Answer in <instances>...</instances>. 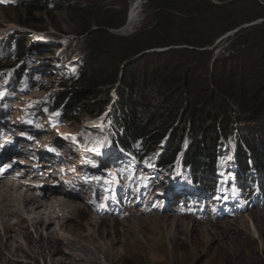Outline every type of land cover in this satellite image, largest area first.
I'll list each match as a JSON object with an SVG mask.
<instances>
[{"label": "trees", "instance_id": "trees-1", "mask_svg": "<svg viewBox=\"0 0 264 264\" xmlns=\"http://www.w3.org/2000/svg\"><path fill=\"white\" fill-rule=\"evenodd\" d=\"M131 1L18 0L27 42L46 31L28 26L34 14L66 12L80 24L76 73L43 107L58 125L108 114L119 157L122 148L140 170L153 155L165 178L182 157L183 172L204 195L217 193L222 153L233 144L237 185L251 199L255 188L264 196V0H145L141 29L114 35L127 25ZM234 31L225 56L215 58L217 41ZM10 41L0 43L3 56ZM22 58L21 49L0 67L15 68ZM23 76L16 70L11 85Z\"/></svg>", "mask_w": 264, "mask_h": 264}, {"label": "rangeland", "instance_id": "rangeland-1", "mask_svg": "<svg viewBox=\"0 0 264 264\" xmlns=\"http://www.w3.org/2000/svg\"><path fill=\"white\" fill-rule=\"evenodd\" d=\"M135 2L136 0L131 1L128 10L129 19ZM16 3H19L18 0H0V43L15 41L6 48L9 54H6L8 62L6 61L5 64H12L21 49L23 52V58L15 68L0 67V132L17 133L30 126L36 141L27 146V151L34 156L33 159L46 155V148H43L47 145L53 144L58 150H66L72 142H74L73 149L83 155L85 148L105 142L106 136L102 129L85 127L87 123H93L97 119L99 120L95 123L100 124L101 119L79 114L77 117L81 119L80 125L71 126L68 123L58 125L57 115L49 114L43 107L52 94L63 92V83L70 81L76 73V65L81 58L80 51L75 54L81 48L80 43L75 42L79 38L76 32L79 31L80 24L75 23L77 21L75 16L66 12L34 14L29 17L28 26L46 31L34 32L33 39L27 42L25 41L27 37L23 33L29 31L28 27H23L20 23V18L27 21V16L25 10ZM144 3L145 0L140 3L137 23L133 30L126 29L125 26L112 33L129 36L140 30L144 18ZM35 19L39 20L40 24H35ZM258 23L260 24L261 21ZM247 26L250 25L244 28ZM93 30H97L95 25ZM235 33L236 31L217 41L214 46L215 58L225 56L227 43ZM21 40L23 41L20 48L17 42ZM97 40L99 41V38ZM3 49L4 47L0 46V62L4 64L6 56H3ZM226 56H229V53ZM19 68L24 71V76L17 85L12 86L10 81L15 79L16 70ZM172 69L171 71H174ZM190 69L187 67L188 71ZM177 72L178 69L174 71ZM243 82L249 87L252 79L249 77L246 79L244 76ZM110 141L113 143L112 140ZM97 154L96 151L92 152L91 161L97 159L95 157ZM222 154L219 174L221 183L218 182L221 190H217L218 195L211 197L207 194H199L195 197H186L183 191L186 192L187 189L189 193L194 192L195 186L183 172L182 162L178 163L173 174L165 178V174L158 175L157 170L154 169L156 158L153 155L150 162L148 161L139 171L137 166L134 167L135 161L129 163L126 155L119 157L118 150L113 148L109 157L110 168L124 173L123 182L119 185L121 204L118 205L117 199L112 198L111 211L104 215L101 214V207L105 201L106 179L102 176L107 168L105 170L98 168L93 177L89 176L85 170L80 169L76 159L74 160V157L66 151L61 161L56 159V163L58 169L63 170L62 175L67 183L57 182V174L48 167L44 170V174L50 175L26 178L27 180L37 178L33 181L34 184H40V180H43V185L64 187L70 195L72 194L71 197L79 209L75 219L72 220L73 223L83 224L85 229L79 231L81 234L92 233L89 234L90 242L84 245L87 244L89 251L94 254L93 264H103V262L105 264L106 260L109 264H264V196L255 188L252 190L251 199L248 193L242 192L237 185L233 144L226 146ZM6 155L8 156L9 153ZM12 156L16 155L13 153L8 158ZM16 158L22 163L26 161L20 159L21 156ZM44 158L49 159L45 162L47 166L50 161H55L52 156ZM17 170L16 166L10 168L13 173ZM137 170L139 173L131 179ZM22 172L18 170V174L14 173L13 177H18L19 173H26V171ZM67 172H70L69 175H64ZM85 174L88 177H84ZM92 178H95V182L89 186L88 181ZM48 180H52L51 183H47ZM143 180L144 186L140 192L139 187ZM29 181L32 183V180ZM129 186L132 190L131 195ZM25 187L31 191L29 188L31 186L22 184L13 191L29 193L28 189H24ZM171 191L175 193L176 199L169 206L170 201L166 195ZM133 192L136 194L134 195ZM14 221L16 219H13ZM57 225L58 222L54 221L53 229H56ZM71 228L76 233L73 225ZM28 231L40 248L37 250L42 254L44 250L41 248H47L49 242L46 235L39 239L31 227H28ZM3 235L0 230V238L5 241ZM53 240L55 246L60 245L65 250V264H74L70 259H73L74 255L68 253L67 246L60 242L57 236H54ZM20 243L27 245L23 239L20 242H9L11 245ZM5 258L10 257L6 255ZM10 262L51 264L49 254L44 260L38 256V258L11 259ZM0 264L3 262L0 261Z\"/></svg>", "mask_w": 264, "mask_h": 264}, {"label": "bare ground", "instance_id": "bare-ground-1", "mask_svg": "<svg viewBox=\"0 0 264 264\" xmlns=\"http://www.w3.org/2000/svg\"><path fill=\"white\" fill-rule=\"evenodd\" d=\"M139 6L140 2L139 0H136V2L132 6L130 19L128 21L129 23L127 24L126 29L133 30L132 28L137 23ZM10 136L13 137L14 135L10 133ZM11 139V141L8 139H5V141L8 143L13 141L15 143V146H11L10 148L5 150V153H2L0 155V169L2 167H5L4 172L0 171V230L4 234L3 239H5L4 241L0 238V261H2L3 264H12L10 262L11 259H21L27 257L38 258V256H40L41 259L44 260L49 254L51 264H65V250L62 249L60 245L55 246L56 243H54L53 240L54 236H57L59 241L67 246L69 250L68 253H72L74 255L73 259L70 258L74 264H93L92 260H94V254L89 251L88 247L86 246L87 244L84 245V243L90 242L89 238L92 233L90 232V235L81 234L79 231H83L85 229V227L82 226L83 224L81 225L80 223L79 225H75L73 223L72 220L75 219V215L79 212V209L77 203L71 197L72 194L70 195L69 191L66 190L64 187L52 185L49 186L47 184L43 185V180H40V186L36 184V187H33V181L37 180V178L35 180H27L28 177L33 178L38 174H44V170L48 167L45 162L49 161V159L47 160L44 157L48 155H41V160L36 158L33 159L34 156H32L30 152L27 151V146L34 143L33 141H36L34 140V138H32L29 142H26L22 139H17L16 137ZM64 140L67 141V139ZM49 150L53 151L54 149ZM93 151L97 152V149H94ZM106 151L107 147L105 146V150L103 151V153H106ZM92 152L90 153L92 154ZM7 153H9L8 156L6 155ZM13 153L16 156L8 158ZM81 155V152L80 156L78 157H75L71 154V156L74 157L76 161L82 160ZM18 156H21L20 159H26V161H24L23 163L20 162L19 158H16ZM102 156L103 155H101L100 157ZM92 157L93 156L89 155L85 162L91 161ZM104 157L105 156H103V158ZM15 160L17 161L16 163L14 162ZM96 161L97 159L94 160V162ZM51 163L52 162L50 161L49 166L51 165ZM83 163L84 162H79L78 166L82 165ZM21 165L24 166L21 167ZM29 165L31 167L32 165H36L37 172L30 169ZM13 166H16L17 169L21 172L26 171V173H19L18 177H13L14 173L18 174V170L14 173L13 171H10V168ZM22 175L25 176L21 177ZM114 176L116 177L117 175L114 174L110 176L111 182L115 180L111 178ZM29 180H32V183ZM50 181L48 180L47 183H51ZM21 184L26 185L28 187L31 186L29 187L31 191L25 187L24 189H28L29 193H25L23 191L19 192V190L17 193H15L13 190L16 188L18 189V186ZM88 185L91 186L92 184L88 181ZM188 193L189 192L187 189L186 192L183 191V194L186 196L188 195L192 197L196 194L194 192H191L189 194ZM174 195L175 193L173 191L169 192L166 195V198H168L170 201V203H168L169 206H171L173 204V200L175 201L176 199V195L175 197ZM108 200L109 197L106 199V202H108ZM108 209L109 206L107 204L103 205L101 207V214H105V211H107ZM13 219H16V221L13 222ZM54 221L58 222V227H56V229H53ZM72 225L74 226V230L76 231V233L73 232L71 228ZM28 227H31L36 232L39 239H42L43 235H46V238L49 242L47 248H41L44 250L42 254H40L37 250L39 246L31 238V234L28 231ZM21 239L25 240L27 242V245H22L21 243L17 245L9 244V242H20ZM6 255L10 258H5ZM105 262V264H109L107 260Z\"/></svg>", "mask_w": 264, "mask_h": 264}, {"label": "water", "instance_id": "water-1", "mask_svg": "<svg viewBox=\"0 0 264 264\" xmlns=\"http://www.w3.org/2000/svg\"><path fill=\"white\" fill-rule=\"evenodd\" d=\"M128 21H129V18H128ZM128 23H129V22H128ZM128 23H127V24H128ZM126 27H127V25H126ZM126 27H125V28H126ZM247 27H248V26H247ZM234 32H235V31H234ZM160 51L163 52L164 50H160ZM107 118H108V114H106V115L102 118V122L105 123V121L107 120Z\"/></svg>", "mask_w": 264, "mask_h": 264}]
</instances>
